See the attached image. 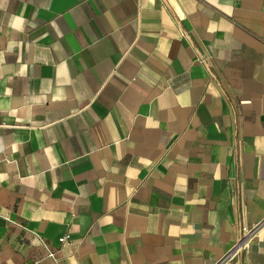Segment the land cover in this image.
<instances>
[{
  "label": "crops",
  "instance_id": "obj_1",
  "mask_svg": "<svg viewBox=\"0 0 264 264\" xmlns=\"http://www.w3.org/2000/svg\"><path fill=\"white\" fill-rule=\"evenodd\" d=\"M262 220L264 0H0V264H216Z\"/></svg>",
  "mask_w": 264,
  "mask_h": 264
},
{
  "label": "built area",
  "instance_id": "obj_2",
  "mask_svg": "<svg viewBox=\"0 0 264 264\" xmlns=\"http://www.w3.org/2000/svg\"><path fill=\"white\" fill-rule=\"evenodd\" d=\"M264 225V220L248 228H242L240 231V236L232 246V248L216 263V264H230L236 259L240 254L248 252L250 244L253 239L258 235L261 227ZM67 241V236L59 239L60 243ZM50 257L53 255L50 254Z\"/></svg>",
  "mask_w": 264,
  "mask_h": 264
}]
</instances>
